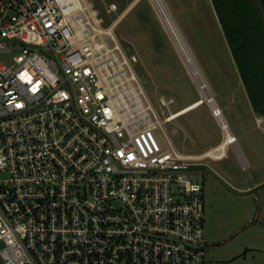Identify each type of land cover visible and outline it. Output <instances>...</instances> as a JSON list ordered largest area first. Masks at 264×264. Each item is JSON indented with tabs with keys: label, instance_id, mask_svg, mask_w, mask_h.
I'll use <instances>...</instances> for the list:
<instances>
[{
	"label": "built area",
	"instance_id": "1",
	"mask_svg": "<svg viewBox=\"0 0 264 264\" xmlns=\"http://www.w3.org/2000/svg\"><path fill=\"white\" fill-rule=\"evenodd\" d=\"M74 34L58 0H0V259L205 264L190 179L204 158L163 146L157 122L119 117L100 60Z\"/></svg>",
	"mask_w": 264,
	"mask_h": 264
},
{
	"label": "rangeland",
	"instance_id": "2",
	"mask_svg": "<svg viewBox=\"0 0 264 264\" xmlns=\"http://www.w3.org/2000/svg\"><path fill=\"white\" fill-rule=\"evenodd\" d=\"M127 1L129 0H86L95 16L101 20L99 27L102 29L109 28L127 9ZM164 1L204 74L227 127L238 139L241 156L251 165L243 167L239 157L229 146L226 156L221 160L205 158L195 163L190 171V179L200 183L202 187L201 225L205 264H264V133L259 131L254 118L246 111L245 91L209 0ZM143 3L156 18L172 48V54L169 53L171 73L174 76L170 86L175 89L172 98L162 89L155 88L152 79L146 74L147 70H142L139 63L130 61L129 58L136 55L133 51L121 49L104 54L106 48L113 45V41L118 43V23L111 30L114 40L107 35L95 36L105 46H101L100 54L97 53L95 57L103 62H114L113 66L119 64L116 60L126 61L122 66L126 76L131 70L139 80L137 83L144 94L128 97L124 102L128 106H123L120 112L128 123L142 129L155 123L156 116L162 123H158L156 136L163 146L170 141L180 154L202 153L222 141V130L217 119L212 116L210 104L204 101L197 109L172 122H164L169 113H176L198 101L200 95L150 0H143ZM186 3L190 4V10ZM112 4L116 7L115 11L110 10ZM80 17L82 23L88 21L86 17ZM124 24H129L128 20ZM123 27L124 25L120 26V33ZM86 28L87 40L96 33L88 26ZM116 85V96H120L128 83L116 82ZM143 97L153 107L154 115L150 111L139 114L132 109L136 105V98L144 100ZM161 97L165 100L173 99L174 103L166 108L161 105ZM0 264H3L1 259Z\"/></svg>",
	"mask_w": 264,
	"mask_h": 264
},
{
	"label": "bare ground",
	"instance_id": "3",
	"mask_svg": "<svg viewBox=\"0 0 264 264\" xmlns=\"http://www.w3.org/2000/svg\"><path fill=\"white\" fill-rule=\"evenodd\" d=\"M150 2L159 17L161 24L163 25L165 30L168 32L169 37L174 47L176 48V51L179 57L181 58L183 65L186 67L187 71L189 72L191 76V80H193L194 84L197 86L198 90L200 91L201 97L197 101V104L201 105L202 102L204 101L210 104L211 109L216 110L217 106L214 102V99L212 97L213 94L204 77V74L200 70L194 56L192 55L191 50L189 49L188 44L186 43L181 31L176 25L165 1L164 0H150ZM58 3H59L62 13L65 15V17L68 20L72 22V24L75 27V34L72 37V41L78 42L79 44H82V42H85V45H88L90 47L94 56H96L97 53L100 54V49H102L101 46L103 48H105V46L104 44H102V42L97 41L95 39V36H97L98 34L100 35L102 34V35H107L111 39H113L111 30L115 26V24L118 22L119 18L109 28L102 29L99 27L100 20L95 16V12L90 9V5L86 2V0H58ZM80 16H83V18L86 17L88 21L85 23H82ZM87 26L91 30H93L96 34L94 36L87 38L86 40L85 38L88 36L86 35ZM113 42L114 43L110 48H106V51L104 54L120 50L119 44L116 41H113ZM115 58L116 57H114V59ZM116 61L119 63L117 66H113L114 62L112 63L103 62L102 60L99 63L96 62V64L100 71L105 70V73L101 74V78L104 81V83L107 85L108 89L110 90V94L112 95V98L114 99L116 108L118 110V116L120 117L122 116L120 112L123 106H125V108L128 106L124 104L125 100H127V98L130 96L136 97L138 95H141L143 94V91L136 81L135 74L131 70L126 76L124 69L122 67L126 63V61H119V60H116ZM121 62H124V63H121ZM110 66L112 67V69H110ZM118 79H120V81H118ZM124 81L128 83L127 87L123 88L124 91H122L123 93H121V95L119 94L120 96H116L118 93V92L116 93V88L118 87V85H116V82H119V83L121 82V84L122 83L124 84L125 83ZM135 104L136 105L132 109H135V111H137L139 114L150 111L151 114L154 115L153 107L148 102V100L146 99L142 100L141 98H138V99L136 98ZM131 105L133 106L134 104H131ZM179 115H180V112L172 113V116L170 117V119L175 118ZM216 119L219 120L223 128V133L225 135V142L222 143L219 147L209 150L206 155L213 157V158H221L226 155L225 146L226 144L230 145L232 143L230 142L232 136L229 132V128L227 127L228 125H226L225 121L223 120L222 115L219 114V112H218V116ZM155 120L160 125L162 124L157 119L156 116H155Z\"/></svg>",
	"mask_w": 264,
	"mask_h": 264
},
{
	"label": "crops",
	"instance_id": "4",
	"mask_svg": "<svg viewBox=\"0 0 264 264\" xmlns=\"http://www.w3.org/2000/svg\"><path fill=\"white\" fill-rule=\"evenodd\" d=\"M126 3L128 4L127 5L128 7L118 17L119 20H118V22H117L118 24L116 26V30L118 31L117 40H118V44H120L119 45L120 50L122 49L123 51H128V52L133 51L136 54L135 57H137V61L135 63H139L140 68L142 70H144V71L147 70L146 74L148 75V78L150 77L152 79V83L155 85V88L162 89L166 94L169 95L170 98H172L171 96L174 95L175 89H174V87L171 88V86H170L171 82L173 83V81H174V76L171 73V67L172 66H171L170 57H169V53L172 54L171 53L172 52L171 45L169 44L167 38L165 37L164 31L159 27V24H158L156 18H154V16L149 11L148 7L145 6V4L143 3V1L141 2L140 0H129ZM209 3H210V6L213 10V7L211 5L210 0H209ZM186 5H187V9L190 10V4L186 3ZM213 13H214V10H213ZM214 15H215V13H214ZM215 18H216V15H215ZM126 20H128L129 24L125 25L124 23L126 22ZM216 20H217V18H216ZM123 25H124L123 30L120 33L119 28H120V26H123ZM167 34H168V32H167ZM122 63H124V62H122ZM200 70H201V68H200ZM144 71H142V72L144 73ZM152 77H154V78H152ZM153 81H155V82H153ZM240 83H241V81H240ZM241 85H242V83H241ZM197 90H198V88H197ZM142 91H143V89H142ZM198 92L200 95L199 90H198ZM143 94H144V92H143ZM245 95H246V93H245ZM200 97H201V95H200ZM244 105H245L247 113H249L254 118L255 123H256L257 127L259 128V131L264 133V117L259 116L253 112L247 96H246V102ZM199 106L200 105L197 104V101H196V102H193L192 104L186 106L185 108H183L177 112L181 111L180 115H179V116H181V115L186 114L192 110L197 109ZM234 107H236V106H234ZM188 109H190V110H188ZM239 110H241V108H239ZM217 121H218L219 125L221 126L218 119H217ZM221 130H222V141L220 143H218V145L211 147L202 153L191 154L188 156H193L196 158H204V159L205 158H211L213 160H221L223 157H225L226 155L221 157V158H213V157L206 155L209 150L217 148L222 143L225 142V135L223 133L222 127H221ZM229 132H230V134H232V132L230 130H229ZM235 138H236V141L238 142L237 137H235ZM229 146H231L232 149L234 150V152L237 154V156L240 159V163L242 164L243 167H245V166L251 167L249 161L244 160L243 157L241 156L240 151L238 149V145L235 141L232 142L230 145L226 144L225 152L227 151V148Z\"/></svg>",
	"mask_w": 264,
	"mask_h": 264
},
{
	"label": "trees",
	"instance_id": "5",
	"mask_svg": "<svg viewBox=\"0 0 264 264\" xmlns=\"http://www.w3.org/2000/svg\"><path fill=\"white\" fill-rule=\"evenodd\" d=\"M210 2L250 106L264 117V0Z\"/></svg>",
	"mask_w": 264,
	"mask_h": 264
},
{
	"label": "water",
	"instance_id": "6",
	"mask_svg": "<svg viewBox=\"0 0 264 264\" xmlns=\"http://www.w3.org/2000/svg\"><path fill=\"white\" fill-rule=\"evenodd\" d=\"M203 101V100H202Z\"/></svg>",
	"mask_w": 264,
	"mask_h": 264
}]
</instances>
